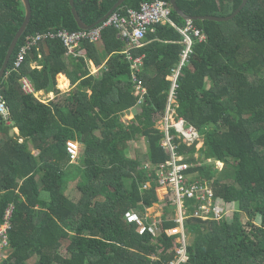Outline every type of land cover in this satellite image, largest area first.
Returning a JSON list of instances; mask_svg holds the SVG:
<instances>
[{
    "label": "trees",
    "instance_id": "trees-1",
    "mask_svg": "<svg viewBox=\"0 0 264 264\" xmlns=\"http://www.w3.org/2000/svg\"><path fill=\"white\" fill-rule=\"evenodd\" d=\"M31 20L0 80L8 120L0 116V227L12 207L7 232L8 256L0 264H169L178 260L175 207L168 186L145 168L170 160L158 127L170 90L172 70L184 51L177 29L186 22L174 11L171 26H156L140 50L138 81L146 90L139 103L125 44L114 29L101 34L109 56L102 75L89 73L86 61L96 59L97 44L83 43L76 57L65 56L59 41L32 49L19 69L15 57L29 37L50 31L79 32L69 0H28ZM119 0H73L81 22L91 27ZM152 0H127L118 10H139ZM171 5L172 0H162ZM243 0H179L190 17H229ZM25 18L21 0H0V69ZM205 36L193 39L190 62L182 69L177 91L178 115L202 138L191 145L176 139L177 154L189 165L190 181L207 183L214 199L228 203L230 221L194 218L191 201L185 232V264H264V0H249L229 23L192 22ZM99 44V43H98ZM123 53V54H122ZM37 63L41 68L31 67ZM73 88L63 98L43 102L21 91L26 78L36 92H53L58 82ZM133 109L127 123L125 114ZM13 129L18 135H11ZM175 135V132H173ZM145 141L144 161L129 146ZM69 142L82 147L71 163ZM32 150L38 153L36 156ZM195 154H197L196 157ZM220 162L207 166L205 161ZM79 172L77 196L66 193L65 180ZM149 183L150 188L144 189ZM47 194L48 197H44ZM166 206L159 236L138 234L129 214ZM247 220V224L244 223ZM258 220L259 224L254 222ZM65 244V256L61 254Z\"/></svg>",
    "mask_w": 264,
    "mask_h": 264
},
{
    "label": "built area",
    "instance_id": "built-area-1",
    "mask_svg": "<svg viewBox=\"0 0 264 264\" xmlns=\"http://www.w3.org/2000/svg\"><path fill=\"white\" fill-rule=\"evenodd\" d=\"M172 11V6L169 3L162 0H152L151 2L143 3L139 10L129 8L120 11L117 10L103 24L88 31L73 33L65 30L57 32L50 31L45 34L29 37L18 51L14 60L13 69L17 70L20 68L32 49L40 48L41 45L48 41H59L65 50V56L67 58H75L76 51L79 50L83 43L98 44L101 42V34L104 30L114 29L118 34V40L127 47L124 55L127 57V61L131 63V77H133L131 79L135 83L136 95L140 96L139 103L142 104L145 100L146 90L138 81L137 73L140 72L143 59H134L130 56V51L142 49L146 37L150 32H154L153 28L156 26H171L177 29L171 20ZM177 30L184 38L183 45L185 49L181 53L179 65L172 70V85L168 102L164 113L159 116L158 120V127L164 134L162 146L169 152L171 158L166 163L158 166H151L149 164L145 166L146 169L151 170L155 174L160 186H168L171 192L169 199H171L175 207L176 215L174 222L177 228L168 231L167 234L170 237L178 236L177 243L179 247L176 249L178 260L169 264H185L188 260L185 232V222L187 221L188 212L186 206L187 201L193 203L192 216L203 222L226 219L228 217L226 215L229 214L228 210H232L228 203L214 199L213 191L207 183L190 181L191 176L185 174L188 171L189 165L184 162L182 156L177 154L176 139L181 140L189 146L196 141L198 142L200 138L196 129L188 126L187 122L178 115L179 103L177 101V91L180 87L179 79L181 71L190 62L193 46L192 40L197 39L199 42L205 41V36L193 28L192 22H187L184 28ZM19 82L23 94L34 95L43 102H49L56 98L54 93H48L49 95L54 94V96L44 98L45 95L43 92H36L26 78H22ZM7 113L8 108L6 102L0 95V116L3 117ZM173 132H175V135H173ZM73 143L69 142L67 146V153L71 163L79 159L77 144ZM221 166L223 165L221 164ZM148 188H150L149 183L144 186V189ZM222 206L226 209L224 212ZM12 211V207H9L4 214L3 224L0 227V250H6L8 248L7 232L10 230ZM157 219L146 215L144 218H141L136 213L129 214L127 217L128 222L138 226V234L140 236H144L147 233L159 236L161 234V220Z\"/></svg>",
    "mask_w": 264,
    "mask_h": 264
},
{
    "label": "water",
    "instance_id": "water-1",
    "mask_svg": "<svg viewBox=\"0 0 264 264\" xmlns=\"http://www.w3.org/2000/svg\"><path fill=\"white\" fill-rule=\"evenodd\" d=\"M127 0H119L117 2L116 5H114L112 7V9L102 18V20H100L99 22H97L95 25L91 26V27H87L85 26L76 10H75V7H74V2L73 0H69V4H70V7H71V13H72V16L74 18V21L77 25V28L79 31H88V30H91L95 27H98L99 25L103 24L105 21L108 20V17L113 13V12H116L119 8H121L123 6V4L126 2ZM179 0H172L171 1V6H172V10L174 12H176L184 22H196V21H200V22H214V23H218V24H221V23H229V22H232L235 20V18L242 12V10L247 6L249 0H243V3L241 4V6L239 7V9L231 16L229 17H213V16H204V17H190V16H187L184 12H182V10L179 8L177 2ZM188 1H196V0H188ZM23 6H24V9H25V18H24V22L21 26V28L19 29V31L17 32V34L15 35L14 39L12 40L10 46H9V49L7 51V54L5 56V60H4V63L3 65L1 66V69H0V80L4 77L5 73H6V70L8 68V65L10 63V60L16 50V47L20 41V39L22 38V36L24 35L27 27L29 26V23H30V20H31V6L29 4V1L28 0H21Z\"/></svg>",
    "mask_w": 264,
    "mask_h": 264
},
{
    "label": "rangeland",
    "instance_id": "rangeland-1",
    "mask_svg": "<svg viewBox=\"0 0 264 264\" xmlns=\"http://www.w3.org/2000/svg\"><path fill=\"white\" fill-rule=\"evenodd\" d=\"M64 88H65V87L62 86V89H64ZM61 93H62V91H61ZM55 96H58V98H59V100H60V98H63L64 94L62 93V95H60V96H59V95H55ZM44 98H45V97H44ZM128 114H129V113H128ZM128 114L125 115V117H124V121H125L126 123L129 121V119H127L128 117H126V116H128ZM131 116H133V114H131ZM3 117H4L5 120H8V113L5 114V116H3ZM12 133H14L13 130L10 132V134L13 136ZM73 144H77L78 152H79V155H80V153H81V151H82V147H81L78 143H73ZM202 144H203V142H202V138H199L196 148H197V149L201 148V147H202ZM129 147H130V148H129V149H130V150H129V153H133V155H136V156L138 155V156L144 161V157H145V155L147 154V145H146L145 141L141 140V141H139V142H137V143H133V144H131V146H129ZM196 156H197V154H195L194 157H196ZM205 165H207V166H211V165L214 166V165H215V169H221V168H222V166H221L220 163H215V164H214V161H213V160L205 161ZM74 173H76V174H72L71 177L66 178V180H65V185H64V188H65L66 193H72V197H73L74 195H75V196L78 195V193H76V185H77V183H78V181H79V178H78L79 172L75 171ZM192 178H193V177L191 176V179H192ZM44 197H48V195H47V194H44ZM162 207H163L164 209L166 208V206H162ZM222 210H223V212H224V210H226V209H224V206H222ZM153 211H154V210H151V212H153ZM228 212H229V214L226 215V216H228L226 219H227L228 221L231 222V220H232V218H233V214H234V212H233V210H228ZM145 215L148 216V217H152L153 219H157V218L155 217V215H152V214L150 213L149 210L146 211ZM258 222H259V221L256 220V221L254 222V224L258 225V224H259ZM244 223L247 224V220H246V219H244ZM61 254H62V256H65V244L62 245V248H61ZM30 263L32 264V263H34V262L31 261Z\"/></svg>",
    "mask_w": 264,
    "mask_h": 264
},
{
    "label": "crops",
    "instance_id": "crops-1",
    "mask_svg": "<svg viewBox=\"0 0 264 264\" xmlns=\"http://www.w3.org/2000/svg\"><path fill=\"white\" fill-rule=\"evenodd\" d=\"M96 47H97V56H96V59L99 62V64H95V62H93V60L90 59V60H87L86 61V65H87V68L89 70V73L92 76H94L95 78H100L101 75H102V72L104 70L105 64H106V62H107V60L109 58V56L106 54V52H105V50H104L101 42L99 44H97ZM125 51H124V53H125ZM31 67L32 68H34V67L41 68L40 66H38L37 63L36 64L35 63H32L31 64ZM62 78L65 79V81L67 83V87L65 89H62V84H61V79H60V81L58 82V85H57V89L59 91H62L63 94H67L73 88V86H71L70 81L66 77H62ZM41 92H43V94L45 95V98H50V96H54V94H50L49 95L48 93H45L44 91H41ZM51 93H53V92H51ZM128 113H127L128 116H126V117H128L127 119H129V120L133 119L134 118L133 109H130ZM127 114H125V115H127ZM131 114H133V116H131ZM13 132H14V133H12L13 135H15V136L18 135V130L17 129H13ZM32 151H33V154L35 156L38 153H40V152H38L36 150H32ZM151 210H154V211L151 212ZM164 210L165 209L162 206H156L153 209H150L149 211H150V213L152 215H155L156 218H158V219L161 220L162 217H163V215H164ZM8 254L9 253L6 250H0V260L2 258H5L6 256H8Z\"/></svg>",
    "mask_w": 264,
    "mask_h": 264
},
{
    "label": "bare ground",
    "instance_id": "bare-ground-1",
    "mask_svg": "<svg viewBox=\"0 0 264 264\" xmlns=\"http://www.w3.org/2000/svg\"><path fill=\"white\" fill-rule=\"evenodd\" d=\"M63 86V85H62ZM65 89V88H64Z\"/></svg>",
    "mask_w": 264,
    "mask_h": 264
}]
</instances>
